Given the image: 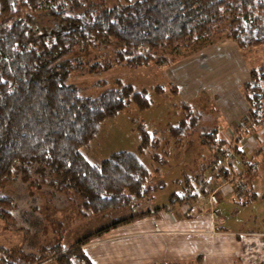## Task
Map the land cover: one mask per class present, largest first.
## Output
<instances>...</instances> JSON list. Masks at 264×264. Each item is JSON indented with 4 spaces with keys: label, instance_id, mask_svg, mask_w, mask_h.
Returning a JSON list of instances; mask_svg holds the SVG:
<instances>
[{
    "label": "trees",
    "instance_id": "1",
    "mask_svg": "<svg viewBox=\"0 0 264 264\" xmlns=\"http://www.w3.org/2000/svg\"><path fill=\"white\" fill-rule=\"evenodd\" d=\"M44 15L62 27L37 31L33 26ZM228 19L232 20L224 27ZM226 31L241 49L263 46L264 0H126L100 11L83 0H0V182L13 183L21 175L29 178L38 170L49 178L50 187L81 200L77 209L82 216L151 196L164 185H149L152 171L142 160L151 142L146 130L141 132L139 153L115 152L101 163L90 162L82 153L106 118L132 102L148 108L146 92L119 82L97 97H85L69 79L86 63L69 56L83 44L95 43L94 37L106 36L124 44L116 62L133 67L152 61L166 64L168 59L158 58L154 52L166 48L176 52ZM111 66L93 64L90 72ZM244 90L254 115L260 111L254 107L264 99V66L251 71ZM174 91L177 93L175 87ZM181 105L186 116L171 127L178 138L201 127L203 117L197 106ZM204 136L206 144L223 142L217 140L216 130ZM157 155L153 158L159 162L162 157ZM239 155L245 161V154L237 149ZM216 159L220 165L218 154ZM220 171L228 175L225 166ZM17 190L26 192L29 186L21 184ZM187 195H174L172 200L190 199ZM16 207L13 195L0 194V218H10ZM154 213L157 215L156 210H149L116 221L78 239L69 249L60 243L43 248L27 256L28 264L49 260L94 264L85 251L87 245L126 222ZM8 254V249L0 247V264H20Z\"/></svg>",
    "mask_w": 264,
    "mask_h": 264
},
{
    "label": "rangeland",
    "instance_id": "2",
    "mask_svg": "<svg viewBox=\"0 0 264 264\" xmlns=\"http://www.w3.org/2000/svg\"><path fill=\"white\" fill-rule=\"evenodd\" d=\"M83 1L98 11L126 2V0ZM231 20L228 19L224 27H227ZM33 27L37 31H53L61 28L62 25L53 21L49 15H44L37 19ZM227 36L228 31L219 32L176 52L167 48L154 52L156 57L168 59L166 64L152 61L133 67L127 62H116L117 54L124 44L118 39L106 36L94 37L95 43L83 44L69 56L86 63L81 70L74 71L69 79V83L76 85L83 96L97 97L107 89L116 88L121 82L123 85L134 86L136 90L145 91L150 101L148 108L141 109L132 102L115 116L106 118L89 145L82 148V153L92 163H101L119 151L139 153L141 132L144 129L151 137L149 148L142 155L143 162L152 171L149 185L158 186L163 183L164 186L156 188L151 196L128 206L82 216L77 209L81 200L75 197L73 200L69 195L59 193L50 187L49 178L42 176L38 170L29 178L21 175L13 183L0 182V194L13 195L19 205L10 218L7 220L0 218V247L8 249L9 259L20 264H28L27 256L43 248L60 243L64 248L69 249L78 239L116 221L141 212L156 210L157 215L154 213L151 217L145 216L126 222L86 246L85 251L89 258L99 264L148 262L264 264V169L260 167L264 160L259 163L258 160L253 159V156L245 153V161L242 162L243 156H237V149L244 138L253 140L250 141L253 154L260 153L264 156V99L254 107L256 112L259 109L260 111L253 115L251 110L248 119L239 122L227 135L231 137L226 142L216 145L223 150L224 159L231 153L236 155V167L233 168L234 171L231 169V176L220 171L224 164L213 167L212 161L217 157V148L211 142L206 144L208 138L204 136L208 131L217 129L221 134L218 137L222 138L225 135L226 99H220V96L226 97V51L222 57L220 53H214V59L208 60L204 68L200 65L202 62L194 61L196 56L192 52L210 44L208 42L211 40L213 43ZM241 51L245 54L249 53L246 55L254 65V69L264 66V45ZM227 59H231L233 69L241 63V58L235 55H227ZM107 63H112V66L94 73L90 72L91 65ZM230 79L228 91L236 95L238 82L234 77ZM242 90L246 96L244 87ZM183 102L197 106L203 112V117L201 127L183 138H178L172 135L171 127L178 126L186 116L184 105H181ZM233 137H236L235 141ZM157 154L162 157L159 162L153 158ZM247 160L258 161L255 166L253 164L257 169L253 170L252 175L248 173L251 170ZM236 173L242 175L241 179L244 178L246 181V194L237 195L234 186L229 185L231 188L225 186V193H222L220 205L215 208L216 215H214L209 202L210 196L205 191L206 187L214 190L222 184L224 176H230L225 178L227 180L234 177L231 181L234 184ZM210 174L220 176L219 185L214 187ZM253 177L256 181L249 189L248 183H251ZM21 184H28L29 190L18 191ZM174 195L180 198L187 195L190 199L174 201L172 200ZM187 200L196 204L190 211V214L196 215L195 219L207 215L218 217L219 211H222V217L226 218V227L233 233L229 232V235L223 236L224 245H221V251L218 249L208 255L197 243L191 244L190 248L186 247L187 251L179 252L183 244L182 240L189 242L190 239H203L204 237L199 234L195 236L188 233L166 236L151 234L154 230L165 229L163 227L160 229L158 223L163 218L162 214L171 215L172 212L178 217ZM159 208L161 211L157 210ZM184 220L191 222L188 216L184 217ZM215 230L223 231L218 227ZM237 234L240 236L238 237ZM252 240H255L254 246ZM150 243L155 246L152 247ZM141 245H150V247L143 248ZM128 247L133 248L131 253L127 252ZM243 249L246 250V255H237ZM184 256L186 259H182ZM147 259L150 261H146ZM42 264L58 263L56 260H49Z\"/></svg>",
    "mask_w": 264,
    "mask_h": 264
},
{
    "label": "crops",
    "instance_id": "3",
    "mask_svg": "<svg viewBox=\"0 0 264 264\" xmlns=\"http://www.w3.org/2000/svg\"><path fill=\"white\" fill-rule=\"evenodd\" d=\"M208 43H210V44H208ZM208 43H207L208 45L201 47L202 49L198 48L197 50L193 51L192 53H194L196 56L194 61L195 62H198V61L202 62L200 65L202 66V68H204L208 60L214 59L215 54L220 53V55L222 57V56H224V52L226 51V97L220 96V99H222V98L226 99V122H224V124H225L224 134L225 135L223 134L224 136L222 138L218 137V135H221V134L218 133L219 132L218 129L216 130L217 140L218 141L223 140V142H226V140L231 137V135H230V137L227 135L232 131L234 126H236L239 122L245 121L246 119H248V115L251 114L252 107H251L250 103L248 102L246 96L244 95V91L242 89H243L245 83L250 79L251 71L255 67L248 60V57L246 54H249V53L246 52V54H245L244 51H241L242 49H240L236 40L226 37V38L217 39V41H215L213 43L211 40ZM225 47H226V49H225ZM227 55H231V56L235 55V56L241 58V63L238 64V67H235V69H233L231 62H230L231 59L228 60ZM230 77H234L236 79V81L238 82V86H237L238 92L236 93V95H232L228 91V88H229L228 84L231 81ZM249 133H251V132H249ZM250 141H253V140H251V139L246 140L244 138L242 143L239 145V149L242 151V154L248 153L251 156H253V159L258 160L260 163L261 160H264V156H262L260 153L253 154V151H251L253 147L251 148V146H250L252 142H250ZM216 148H217V146H216ZM249 151H251V152H249ZM244 159H245V157H244ZM213 162H214L213 167L216 168V166H217V163H215L216 159L213 160L212 163ZM248 165H249V169L251 170L248 173H250L252 175L253 170H255L257 168L254 167L249 162H248ZM260 167L262 169H264V163H261ZM210 179H213L214 187L219 185L221 182L220 176L215 175V174H213V175L210 174ZM255 181H256V179L253 177V179L251 180V183L250 182L248 183L249 189H250V186H252V183H254ZM199 182H200V180H199ZM190 189H192V187ZM188 191L190 192L191 190L188 189ZM192 194H193V192H192ZM201 198H203V197H201ZM190 213L191 212L184 211V208H183V210L180 211V213H179L180 215H178V217L174 216L172 214V212H171V215H165V214L163 215L162 214L163 218L161 220H159L158 223H159L160 229H162V227L165 229L159 230V231L154 230L151 232V234L152 235H161V236H166L168 234L181 235L179 233H188V234H191L194 236L199 234V235H202L204 238L203 239L197 238L195 240L190 239L189 242H188V240H182L183 244L180 246L181 250H179V252L187 251L186 249L190 248L191 244H197V243L200 244L201 248L205 249V251L208 253V255L215 253L218 249H219L218 251H221V245L223 244L222 241L224 239L223 236L229 235V232H230L229 228L226 227V218L222 217V211H219L220 215L218 217H213V216L207 215V216H200L199 219H195L196 215L190 214ZM187 216L191 219V222H185L186 220H184V217H187ZM182 223L184 225H182ZM169 227H174V228H169ZM216 227H218L219 229H222L223 231L216 232V230H215ZM230 233H233V232H230ZM237 235H238V237L240 236V234H237ZM207 237H210V239ZM251 243L254 246L255 240H252ZM226 244L229 245V243H227V242H226ZM150 245H152V247L155 246L152 243H150ZM150 245H141V246L143 248H145V247H150ZM126 249H127V252H130V253L133 251V248H131V247H128ZM254 252H256V251H254ZM240 254L246 255V250L245 249L240 250V252L237 253V255H240ZM186 256H184L182 259H186ZM244 260H245V258H244ZM146 261H150V260L147 259ZM93 263L99 264L96 261H93ZM164 263H168V262H164ZM172 263H179V262H172ZM182 263H185V262H182ZM146 264H154V263L148 262ZM155 264H157V263H155Z\"/></svg>",
    "mask_w": 264,
    "mask_h": 264
},
{
    "label": "built area",
    "instance_id": "4",
    "mask_svg": "<svg viewBox=\"0 0 264 264\" xmlns=\"http://www.w3.org/2000/svg\"><path fill=\"white\" fill-rule=\"evenodd\" d=\"M234 141L236 139V137H233ZM220 150V151H219ZM223 150H221L220 146L217 147V153H218V156H219V160H220V163L221 164H224V166L226 167L227 169V172L229 173V175L231 176V169L233 170V168L236 167V163H235V160H236V155H234L233 153L229 154L226 156V158L224 159V152ZM234 171V170H233ZM237 175V178L235 179L236 181L234 182V184L231 183L232 180H234V177H231L230 180H227L225 178H230L227 177V176H224L223 177V182L220 186H218L217 188H215L214 190H210L206 187L205 191L209 194L210 196V204L212 206V210H213V214H215V208L220 205V200H221V196H222V193L224 194L225 191H224V187H228L229 185L232 187L234 186V191L237 195H244L246 194V190H247V185H246V182L240 178V174L236 173ZM207 186V185H206ZM229 186V187H230ZM230 187V188H231ZM219 197V200H217V198ZM184 208L186 209V211H191V209H193L196 204H194V202L192 201H186L185 205H183Z\"/></svg>",
    "mask_w": 264,
    "mask_h": 264
}]
</instances>
